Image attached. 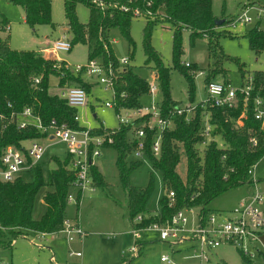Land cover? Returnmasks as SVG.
Returning <instances> with one entry per match:
<instances>
[{"label":"trees","instance_id":"obj_1","mask_svg":"<svg viewBox=\"0 0 264 264\" xmlns=\"http://www.w3.org/2000/svg\"><path fill=\"white\" fill-rule=\"evenodd\" d=\"M21 6L25 22L34 30L37 25L51 24V0H11ZM101 1L104 6H100ZM63 0V9L67 26L72 34V47L83 43L88 48L87 61L100 59L107 65L112 63L116 72L115 93L117 108H140L142 98L148 93L146 80L141 78L131 65L120 68L113 55L109 42V31L117 28L133 48L135 42L130 34L133 18V9L138 8L145 13L151 11L152 16L147 19L143 28V52L146 57V66H153L159 76V87L162 96L163 111L178 105L170 93V68L165 67L160 55L151 44V33L157 23H168L172 29V69L181 73L187 83L189 101L194 103L195 85L194 73L199 71L196 64L186 66L181 57L182 32H189L190 42L196 37L208 38V54L212 60L211 67L205 76V83L221 77L224 83H229L222 61L227 59L221 52L217 56V38L224 35L216 29L217 26L229 24V20L222 19L216 24L217 18L213 15L212 0ZM84 3L88 7L89 15L86 22L78 20L76 7ZM251 3V2H250ZM252 3H255L252 1ZM121 6H127L124 11ZM7 19H0V30H7ZM244 36L253 52L258 55L264 50V29L256 23L245 31ZM232 37V35H231ZM128 57L129 61L132 58ZM232 59V58H231ZM242 82L252 77V89L246 105L241 99L233 109L225 107L209 108L211 135L213 141L204 148L199 135L204 110L198 105L194 119L187 123L182 117H175L172 127L164 131L161 139L160 154L155 156L151 151L153 139L150 134L146 138V159L157 170L164 185L174 192L175 202L170 205L163 196L159 200L162 219L170 218L182 209L194 208L204 217L212 212L208 205L224 192L242 186H251L249 171L264 158V129L253 116V100L256 97L264 99V71L248 73L238 60ZM53 60H45L35 50H17L10 46L8 38L0 36V115L8 116L11 112H19L25 107H32L44 122L55 120L72 129L83 130L86 127L75 120L78 110L70 107L57 94H50V77L58 78V88L79 87L88 94L94 84L84 79V71L72 72ZM39 78L38 84L33 79ZM10 104L11 107H8ZM92 112H95L92 110ZM97 126L91 129L93 136L109 131L104 128L96 117ZM241 122V125L239 124ZM257 138V146L251 148L249 137ZM43 137L33 128L18 130L14 125L8 126L0 134V155L8 146H19L30 139ZM219 143L223 144V147ZM129 128L121 127L114 135V143L106 146L112 148L116 154V168L120 186L125 192L128 206L129 220L132 228L141 229L155 222L157 217L150 215L139 223H134L138 215L148 214L146 204L153 190L154 176L151 174L150 183L144 189L131 186L130 173L141 165V161L127 165L126 157L134 149ZM186 157V176L182 179L177 172L181 156ZM53 167L44 173V163L36 165L34 178L26 182L23 178L13 181H0V247L11 248L15 239L24 236L25 232L55 234L61 231L65 220L66 199L74 180V174L69 170L70 157L64 159L51 156ZM93 185L96 188H106L104 177L96 165L90 168ZM50 190L43 195L45 212L39 220L33 219V210L36 196L43 187ZM136 256L125 259L121 264H134V260L142 253L143 243L137 241ZM238 250V249H237ZM239 254L244 261L252 260ZM227 264V263H225Z\"/></svg>","mask_w":264,"mask_h":264},{"label":"rangeland","instance_id":"obj_2","mask_svg":"<svg viewBox=\"0 0 264 264\" xmlns=\"http://www.w3.org/2000/svg\"><path fill=\"white\" fill-rule=\"evenodd\" d=\"M252 5L264 7V0H212L213 15L217 18L229 20L242 12L244 2ZM254 1L255 3H252ZM251 2V3H250ZM78 20L86 22L89 10L86 4L78 3L76 7ZM249 14L253 17L249 23L239 22L236 26L224 24L217 26L218 31L224 35L217 38L218 47L216 50L219 56L220 50L227 59L222 61V68L225 69L227 79L233 88H240L242 79L238 69V64L232 60L236 59L244 66L245 71L253 73L264 71V50L256 55L249 48L248 40L244 36L246 30L259 24L264 29V14L257 16V10L251 9ZM5 18L9 23V30H0L2 38L7 37L11 48L17 50H38L45 46L46 42L52 41L59 34L65 33L72 37L65 18L63 0H51V20L53 25H37L33 30L24 20V12L20 5L11 0H0V19ZM147 19L144 17H134L130 34L135 42V46L129 47L127 40L121 35L117 28L109 31V42L116 60L122 57H131L128 65L143 79H150V72L154 71L153 66H146V57L143 52L142 38L143 28ZM232 35V37H231ZM151 44L160 55L165 67L170 68V93L173 100L180 103L189 102L187 95V83L181 73L172 69V29L168 23H157L151 33ZM182 48L184 54L181 61L185 64H196L199 71L208 72L212 60L208 54V38L196 37L194 42H190L189 32H182ZM39 52V50H38ZM88 48L83 43H77L69 52H59L58 57L73 69L76 65H84L87 62ZM232 58V59H231ZM99 60L100 59H96ZM127 66V65H126ZM156 71V70H155ZM85 81L94 84L91 91L87 94L88 105L84 109H78V113L83 117L82 124L86 121L89 126L94 128L97 121L92 117V110L97 113L99 121L103 122L107 128H116L118 123L114 112L104 108V102L110 99V92L96 84L95 80L84 76ZM205 77L197 76L194 78L195 98L194 104L205 99ZM222 81L221 77L215 78ZM58 78L50 77V94H57ZM142 105L149 106L150 98L144 96ZM103 107V111L101 110ZM47 143V142H46ZM49 144V143H47ZM63 144L50 146L43 158L44 173L53 167L50 162L51 156L60 159L65 157ZM116 154L112 148H103L101 156L97 159V165L106 182V188H95L93 192H85L80 205L67 203L65 219L72 222L77 220L82 235L75 234L70 242L66 235L61 232L46 235L41 238L38 233L27 231L24 236H20L13 242L11 248L0 247V264H121L122 257L128 259L136 256L129 250L137 245L140 240L143 242L142 253L134 260V264H164L160 258L164 255L172 257L177 264H197L194 260H184L183 257L192 252L187 250L194 243L176 244L162 242L158 235L153 232L142 231L137 237L132 232L129 220L128 206L125 192L120 186L118 170L115 162ZM141 161L136 169L129 175V183L139 189L146 188L150 183L151 174L154 176V186L152 194L147 201L146 208L148 214L153 215L160 211L159 200L165 195L164 186L160 173L155 170L151 163L146 160H137L129 154L125 162L130 165L132 162ZM254 177L258 181L259 190L264 195V158L254 167ZM177 172L182 179L186 176V157L181 156L177 166ZM22 178L26 182H31L34 172L25 173ZM50 188L43 187L36 196L33 219L39 220L45 212L43 195ZM251 186L242 185L230 189L215 198L208 208L212 213L230 212L243 198L249 196ZM71 192L75 196V191ZM264 209V205H263ZM190 219L191 215L188 213ZM137 240V241H136ZM264 249V234L260 238V244ZM79 253V256L76 254ZM209 264H264L262 256H254L250 263L243 260L238 250L231 245L222 244L213 249L209 254Z\"/></svg>","mask_w":264,"mask_h":264},{"label":"built area","instance_id":"obj_3","mask_svg":"<svg viewBox=\"0 0 264 264\" xmlns=\"http://www.w3.org/2000/svg\"><path fill=\"white\" fill-rule=\"evenodd\" d=\"M100 6L104 4L99 1ZM152 1L147 2V6H151ZM126 11L127 6H121ZM251 9L257 10V16L261 17L264 14V7L256 6L247 3L242 5V12L234 16L229 24L236 26L237 23H249L253 17L249 14ZM135 17L152 16L151 11L146 10L141 12L138 8L133 9ZM10 26H7L9 30ZM72 48L70 36L63 33L51 42H46V45L39 50V54L45 60H53L59 65L61 61L58 57L59 52H69ZM118 61L121 67L129 63L128 57H122ZM66 63V62H65ZM189 66L188 63H185ZM66 68L77 73L84 71L88 79H94L96 84L103 87L107 92H110V99L104 102L103 107L112 110L118 126L114 129H109L108 132L93 136L89 122L85 125V129H72L66 124L58 123L55 120L44 122L41 117L36 114L32 107H25L19 112H11L8 116L0 115V134L14 125L18 130H26L33 128L38 131L43 137L38 139H30L22 142L19 146L8 145L3 149L0 155V181L8 182L17 178H22L25 173H32L35 166L43 161L47 149L54 144H63L65 154L70 157L69 170L74 174V180L71 190L75 191V196L71 190L67 195L66 202L80 205V201L85 192H93L95 187L90 173V168L96 165L97 159L101 156V150L108 145L114 143V135L117 134L121 127L129 128L132 139L135 141L134 149L131 154L137 160H146V138L151 135L153 143L151 151L155 156L160 154L161 139L164 131L172 127L175 117H182L187 123L191 122L196 114L197 106L203 110L199 135L202 138V146L204 148L209 142L213 141L211 135L212 126L210 124L209 108L225 107L233 109L238 106L242 99L243 103L249 99V92L252 89V77H247L245 82H242L241 87L233 88L229 83L223 81L212 80L205 83V99L194 104L189 101L187 103H179L170 109L163 111L162 96L159 87V76L157 71L150 72V79H145L148 87L146 97L150 98L149 106H141L140 108H117L115 83L116 72L114 65L108 63L105 65L99 60L92 59L84 65H76L71 69L67 64ZM203 76L205 72L197 71L194 77ZM40 81L39 78L33 79V84L36 85ZM57 95L66 101L72 107L84 109L88 105L87 93L79 87L58 88ZM8 107H11L8 104ZM102 107V111L104 110ZM92 117L95 119L97 113L92 112ZM253 116L260 123L261 129H264V99L256 97L253 100ZM82 116L77 112L75 120L82 124ZM104 128L105 125L101 122ZM241 125V122H239ZM84 125V124H82ZM257 138L249 137L251 148L257 146ZM49 144H47V143ZM223 147L222 143H219ZM255 167V166H254ZM254 167L249 171L251 175V192L248 197L239 201L238 205L230 212L211 213L208 217H204L197 209H182L174 213L170 218L162 219L160 211L153 215L157 220L145 228L132 229V234L137 237L140 232H153L158 235V239L170 245L190 244L194 246L187 248L190 255L183 257L184 260H194L197 264H209L210 252L221 246L228 244L234 246L241 253L250 258L254 256H262L264 261V249L257 244H260V238L264 234V195L259 190L258 181L254 177ZM165 197L172 205L175 202V195L172 190H169L163 183ZM191 215L189 219L187 214ZM150 217V214L138 215L134 219V223H139ZM66 235L68 241L73 240L75 234L82 235L78 221L72 222L64 220L63 228L60 231ZM41 238H45V233H38ZM138 245H134L129 252L137 254ZM79 256V253L76 254ZM164 264H177V262L167 255L160 258Z\"/></svg>","mask_w":264,"mask_h":264},{"label":"crops","instance_id":"obj_4","mask_svg":"<svg viewBox=\"0 0 264 264\" xmlns=\"http://www.w3.org/2000/svg\"><path fill=\"white\" fill-rule=\"evenodd\" d=\"M61 34H63L62 32L59 34V36L61 35ZM58 36V37H59ZM57 38V37H56ZM54 39V38H53ZM44 44H46V43H44ZM40 49L42 48L41 46L39 47ZM40 49H38V50H40ZM38 50H35V52H38ZM60 60H61V58H59ZM61 61H63V60H61ZM106 127V126H105ZM107 128V127H106ZM109 129H114V128H109ZM96 166L98 167V165H97V161H96ZM98 169H99V167H98ZM100 170V169H99ZM250 192H251V190L249 191V194H250ZM132 233V232H131ZM137 241V240H136ZM139 242H141L140 240H138ZM141 243H143V242H141Z\"/></svg>","mask_w":264,"mask_h":264},{"label":"water","instance_id":"obj_5","mask_svg":"<svg viewBox=\"0 0 264 264\" xmlns=\"http://www.w3.org/2000/svg\"><path fill=\"white\" fill-rule=\"evenodd\" d=\"M222 19H219V20H216V24H220V23H222Z\"/></svg>","mask_w":264,"mask_h":264}]
</instances>
